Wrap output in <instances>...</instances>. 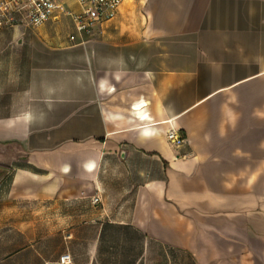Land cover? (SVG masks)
Masks as SVG:
<instances>
[{"label":"crops","instance_id":"0c3cea01","mask_svg":"<svg viewBox=\"0 0 264 264\" xmlns=\"http://www.w3.org/2000/svg\"><path fill=\"white\" fill-rule=\"evenodd\" d=\"M62 15L8 25L14 82L0 47V264H264V0H125L75 40Z\"/></svg>","mask_w":264,"mask_h":264},{"label":"built area","instance_id":"2783aa9c","mask_svg":"<svg viewBox=\"0 0 264 264\" xmlns=\"http://www.w3.org/2000/svg\"><path fill=\"white\" fill-rule=\"evenodd\" d=\"M125 0H77V11L67 9L65 0H0V21L13 25L28 26L41 25L63 13L71 18L73 33L70 40H75L76 35L89 33L100 27L103 23L113 19ZM165 132L166 140L173 148L180 147L185 142V137L171 120ZM100 201L98 195L92 196V202ZM61 264H73L69 252L59 255Z\"/></svg>","mask_w":264,"mask_h":264},{"label":"rangeland","instance_id":"374dc122","mask_svg":"<svg viewBox=\"0 0 264 264\" xmlns=\"http://www.w3.org/2000/svg\"><path fill=\"white\" fill-rule=\"evenodd\" d=\"M9 31H12V27H9L8 24L3 23L2 25H0V32L4 33L3 35H0V47L2 48L5 46V44L8 43L7 44L8 51L6 55L7 66L3 67V69L6 70L8 76L7 81L10 83V82H14L15 80H18L14 78V74L16 72L19 75L25 74V72H23L22 70L23 68H26L30 64L29 60L32 58V56L30 55L32 44L28 43L27 40H25L23 44H18L16 40H12L13 45L19 46L20 50L17 51L10 50ZM33 31L36 32L53 31L56 32L57 34L67 33L70 31V21L64 15H62L60 18L51 19L41 25L35 26ZM5 32H7V35L5 34ZM5 36H8V39L4 38ZM33 46L38 47L37 45H33ZM40 46L42 47L43 45ZM19 58H22L23 62H21L19 65L16 66V64H18L16 60ZM103 254L108 258L111 255V248L109 246L104 247Z\"/></svg>","mask_w":264,"mask_h":264}]
</instances>
